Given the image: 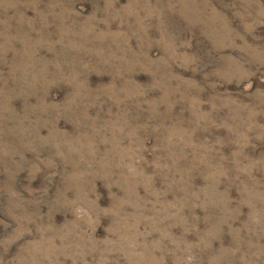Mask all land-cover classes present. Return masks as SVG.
<instances>
[{"label": "rangeland", "instance_id": "374dc122", "mask_svg": "<svg viewBox=\"0 0 264 264\" xmlns=\"http://www.w3.org/2000/svg\"><path fill=\"white\" fill-rule=\"evenodd\" d=\"M0 264H264V0H0Z\"/></svg>", "mask_w": 264, "mask_h": 264}]
</instances>
